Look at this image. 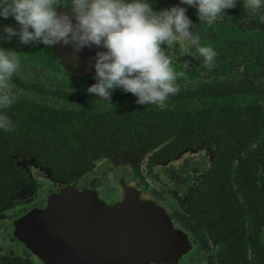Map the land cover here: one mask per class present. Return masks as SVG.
Wrapping results in <instances>:
<instances>
[{
	"label": "flooded vegetation",
	"instance_id": "flooded-vegetation-1",
	"mask_svg": "<svg viewBox=\"0 0 264 264\" xmlns=\"http://www.w3.org/2000/svg\"><path fill=\"white\" fill-rule=\"evenodd\" d=\"M147 2L157 12L185 8L199 46L217 53L209 70L196 46H165L174 70L185 71V62L188 69L164 108L138 104L121 88L112 90V108L87 92L96 79L62 69L50 46L3 39L4 26L19 25L0 17V48L21 61L12 77L17 100L0 113L14 121L37 116L27 119L35 123L15 151L1 150L15 135L0 130V159L23 170L14 191L0 188V264H80L82 241H95L80 216L55 221L46 212L54 187L81 175L64 178L45 167L64 162L92 166L84 186L105 206L120 203L128 188L161 209L185 244L166 264H264V8L254 13L237 0L209 24L181 0ZM60 6L57 13L75 24L69 0Z\"/></svg>",
	"mask_w": 264,
	"mask_h": 264
},
{
	"label": "clouds",
	"instance_id": "clouds-1",
	"mask_svg": "<svg viewBox=\"0 0 264 264\" xmlns=\"http://www.w3.org/2000/svg\"><path fill=\"white\" fill-rule=\"evenodd\" d=\"M76 23L68 14L57 13L62 0H0V17H13L19 30L4 26L5 40L18 36L22 44L39 42L45 47L58 43L71 44L74 51L95 45L107 49L97 52L95 79L87 92L102 102L110 103L112 90L121 88L133 94L136 103L164 108L170 96L180 91L173 60L166 52L175 41L196 46L203 64L210 70L217 56L211 47L199 46L200 37L190 32L192 21L186 9L179 6L154 11L147 0H69ZM197 9L200 21L209 24L226 17L237 0H181ZM254 13L264 8V0H244ZM65 7V6H64ZM231 19V17H228ZM264 21V16L260 17ZM21 67L20 54L0 48V109L11 107L17 100L12 77ZM69 83V81H68ZM73 91L70 89V92ZM79 107V106H78ZM0 129L13 131L6 113H0Z\"/></svg>",
	"mask_w": 264,
	"mask_h": 264
},
{
	"label": "water",
	"instance_id": "water-1",
	"mask_svg": "<svg viewBox=\"0 0 264 264\" xmlns=\"http://www.w3.org/2000/svg\"><path fill=\"white\" fill-rule=\"evenodd\" d=\"M50 47L62 69L74 73L80 70V75L89 78L96 76L97 52L107 51L95 45L78 52L71 44L63 47L58 43ZM78 60L80 65L73 63ZM90 70L92 74L87 75ZM91 168L88 166L73 181L55 186L46 210L55 221L74 222L80 216L81 221L88 224L82 227L94 231L95 241L90 238L82 241L85 248L80 251V264H166L182 252L185 244L179 242L180 235L154 203L140 201L128 188L120 203L108 207L100 202L92 188L84 186L85 175Z\"/></svg>",
	"mask_w": 264,
	"mask_h": 264
},
{
	"label": "trees",
	"instance_id": "trees-1",
	"mask_svg": "<svg viewBox=\"0 0 264 264\" xmlns=\"http://www.w3.org/2000/svg\"><path fill=\"white\" fill-rule=\"evenodd\" d=\"M35 117H37L35 113L31 116L16 115L15 121H14L13 119H11L12 116H9V118L12 120L13 125L15 127L14 130L9 131V132H5L2 129H0V130L2 132H4L5 136L12 137L13 136L12 133H14V135H15L14 145H12V143H9L8 139H6L5 142L3 139L4 144L2 143L1 150L4 151V147H5L4 145H6L5 150L10 151V152L21 148L22 144H24L26 142L27 130L25 129V126H27V125L31 126L32 124L35 123L34 121H32V123L30 124L27 121V119H29V118L34 119ZM31 133H35V131L32 130ZM36 138L37 137H35L34 139H36ZM34 141H38V140H34ZM11 142H12V139H11ZM50 152L55 154L56 157L64 156V154L60 155V156H59V154H56V153H58V151H56L54 149H52V150L50 149ZM42 153H43V151H42ZM45 167L48 169V171L50 173L56 174L60 177L69 178V177H72V176H74L80 172L82 173V171L84 169H86L88 166L83 165V164L64 162V163L46 164ZM22 172H23L22 168H19V166H16L13 161H11V160L7 161L6 158L5 159L1 158L0 159V188H1V191H6V190L8 192L14 191L13 188L18 187V181L20 179L17 177V175L21 174Z\"/></svg>",
	"mask_w": 264,
	"mask_h": 264
},
{
	"label": "rangeland",
	"instance_id": "rangeland-1",
	"mask_svg": "<svg viewBox=\"0 0 264 264\" xmlns=\"http://www.w3.org/2000/svg\"><path fill=\"white\" fill-rule=\"evenodd\" d=\"M34 168H36V167H34ZM32 172H36V170L35 169H32Z\"/></svg>",
	"mask_w": 264,
	"mask_h": 264
}]
</instances>
